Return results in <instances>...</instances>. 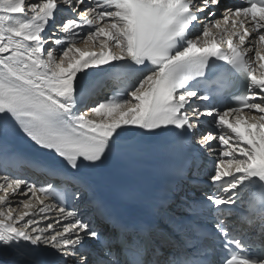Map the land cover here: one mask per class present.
I'll use <instances>...</instances> for the list:
<instances>
[{"label":"snow or ice","instance_id":"1","mask_svg":"<svg viewBox=\"0 0 264 264\" xmlns=\"http://www.w3.org/2000/svg\"><path fill=\"white\" fill-rule=\"evenodd\" d=\"M160 138L136 210L94 197ZM0 173L3 264H264V0H0Z\"/></svg>","mask_w":264,"mask_h":264},{"label":"bare ground","instance_id":"2","mask_svg":"<svg viewBox=\"0 0 264 264\" xmlns=\"http://www.w3.org/2000/svg\"><path fill=\"white\" fill-rule=\"evenodd\" d=\"M241 0H223V3L228 4V5H232V4H236V3H240ZM219 16V14H218ZM79 47H84L83 44L78 45ZM118 84L117 81L114 80H106L103 83V91L101 93V95L98 97V99H103L104 97L108 96L110 94V88L111 87H115ZM247 114V112H245ZM18 149L21 151H24L26 153H32L33 149L31 148V146H29L25 141H20L17 145ZM10 172H13L17 175H27V176H31L33 178L36 179H40V180H44L46 181V176L40 174L39 172H37L34 168H28V167H21L20 170H14V169H10ZM0 174H5V173H0ZM92 175H90L88 178H90ZM95 191L93 193V195H95L96 191H97V187L94 185ZM13 207H15V204H13ZM81 207H83L81 205ZM89 214H92V209H88ZM0 264H3V261L0 260Z\"/></svg>","mask_w":264,"mask_h":264}]
</instances>
